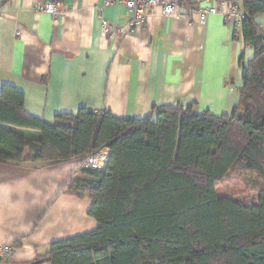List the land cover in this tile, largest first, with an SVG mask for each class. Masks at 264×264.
I'll use <instances>...</instances> for the list:
<instances>
[{
	"label": "trees",
	"instance_id": "16d2710c",
	"mask_svg": "<svg viewBox=\"0 0 264 264\" xmlns=\"http://www.w3.org/2000/svg\"><path fill=\"white\" fill-rule=\"evenodd\" d=\"M242 34L254 49L238 106L221 115L163 104L121 119L82 107L55 123L28 114L24 93H0V163H80L104 147L105 170L81 168L64 190L92 199L96 230L52 242L50 264H264V0H239ZM36 131V134L28 132ZM261 179L247 202L219 195L234 165Z\"/></svg>",
	"mask_w": 264,
	"mask_h": 264
},
{
	"label": "crops",
	"instance_id": "0c3cea01",
	"mask_svg": "<svg viewBox=\"0 0 264 264\" xmlns=\"http://www.w3.org/2000/svg\"><path fill=\"white\" fill-rule=\"evenodd\" d=\"M47 1L0 0V93L4 85L22 91L28 114L55 123L82 107L129 119L163 104L215 115L238 106L240 58L249 62L254 49L222 13L201 23L212 3H195L189 20L157 9L134 31L122 2L57 0L58 14L36 11ZM103 20L114 28L106 38ZM256 21L264 25V13ZM80 174L79 160L0 163V246L15 248L7 264H33L52 242L97 229L88 194L64 190Z\"/></svg>",
	"mask_w": 264,
	"mask_h": 264
},
{
	"label": "built area",
	"instance_id": "2783aa9c",
	"mask_svg": "<svg viewBox=\"0 0 264 264\" xmlns=\"http://www.w3.org/2000/svg\"><path fill=\"white\" fill-rule=\"evenodd\" d=\"M115 2H122L131 14L130 28L134 31L141 28L147 17L159 9L165 16H172L189 20L195 3L210 2L212 6L200 11L201 23H204L208 14L212 12L222 13L226 23L230 27L241 28L245 19V12L241 8L239 0H104L105 5ZM60 4L57 0H48L43 4H37L35 9L38 12H46L52 15L59 13ZM114 31L113 26L106 20L102 21V35L106 38ZM108 147H104L89 154L81 163V168H94L104 170L109 162ZM15 248L12 244L0 246V255L9 258L13 255Z\"/></svg>",
	"mask_w": 264,
	"mask_h": 264
},
{
	"label": "rangeland",
	"instance_id": "374dc122",
	"mask_svg": "<svg viewBox=\"0 0 264 264\" xmlns=\"http://www.w3.org/2000/svg\"><path fill=\"white\" fill-rule=\"evenodd\" d=\"M260 187L261 179L254 172L247 170L242 162L236 163L218 184L220 196L228 195L247 202L256 199ZM2 263L7 264V260L3 259Z\"/></svg>",
	"mask_w": 264,
	"mask_h": 264
},
{
	"label": "water",
	"instance_id": "95a60500",
	"mask_svg": "<svg viewBox=\"0 0 264 264\" xmlns=\"http://www.w3.org/2000/svg\"><path fill=\"white\" fill-rule=\"evenodd\" d=\"M110 153H111V151L109 152V158H110ZM104 170H105V169H104ZM2 261H3V256L0 255V264L2 263ZM33 264H41V261H40V260H37V261H35Z\"/></svg>",
	"mask_w": 264,
	"mask_h": 264
}]
</instances>
